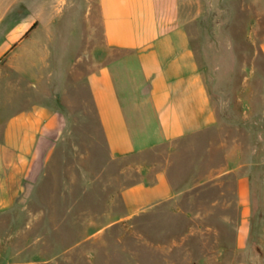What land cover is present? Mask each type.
<instances>
[{"label": "crops", "instance_id": "1", "mask_svg": "<svg viewBox=\"0 0 264 264\" xmlns=\"http://www.w3.org/2000/svg\"><path fill=\"white\" fill-rule=\"evenodd\" d=\"M231 2L223 10L231 11ZM214 5L200 0L198 9L210 12ZM238 5L253 11L249 36L264 55V34L256 30L263 0ZM188 26L183 0H0V215L34 223L46 212L58 219L48 222V234L67 233L72 224L91 235L118 224L129 231L141 223L144 232L165 225L181 235L172 239L181 247L188 236L216 232L199 224L215 216L216 203L217 216L229 218L224 197L206 192L228 185L224 176L237 170L235 247L247 252L251 183L242 164L233 163V149L223 142L209 147L208 160L218 150L226 164L201 176H177L182 145L195 146L220 123L207 81L210 65L200 63ZM202 48L209 57L207 45ZM86 137L100 138L110 160L127 163L130 174L110 198L123 209L106 222L101 209L93 214L86 206L100 201L87 193L93 187L87 151L77 144ZM71 169L82 176L72 179ZM61 247L56 256L64 259L71 247ZM229 247L222 240L216 249L221 254Z\"/></svg>", "mask_w": 264, "mask_h": 264}, {"label": "rangeland", "instance_id": "2", "mask_svg": "<svg viewBox=\"0 0 264 264\" xmlns=\"http://www.w3.org/2000/svg\"><path fill=\"white\" fill-rule=\"evenodd\" d=\"M239 1L232 0L235 5H231L230 11L223 10L225 5H222L228 0H214L218 5L209 12L206 7L202 11L198 9L200 0H183L194 50L200 63L206 61L210 65L207 81L220 123L215 132L200 136L195 146L182 145L177 176H201L213 167L226 164L225 156L218 150L212 151L208 160L209 147L223 142L233 149V163L242 164L240 173L246 172L251 183L247 252L235 247L240 220L236 193L239 171L236 170L224 176L228 185L208 186L206 192L215 200L224 197V209L225 213L229 210V218L217 216L220 205L216 203L215 216L199 219L200 226L211 224L216 232L188 236L181 247L172 243V239L181 235L169 233L165 225L144 232L141 223H136L129 231L118 224L101 234L91 235L76 232L83 228L72 224L67 233L48 234V222L56 223L58 219H48L46 212L34 223L30 217L4 213L0 215V264H232L245 258L249 264H264V55L258 49V42H252L249 36L252 27L248 25V17L253 11H246L245 5H238ZM262 22L261 28L256 30L264 34V13ZM203 44L209 49V57ZM77 144L87 151L86 178L93 184L87 193L100 200L87 202V209H92L93 214L96 208L101 209L106 222L109 214L123 209L121 202L112 203L110 198L125 184V177L130 176L125 172L127 163L110 160L100 138L97 141L81 138ZM79 158L81 155L72 161ZM155 158L159 160L162 155ZM196 166H199L198 172ZM69 172L72 179L82 176L73 169ZM133 178L137 180L138 175L134 173ZM76 190L77 187L72 186V193ZM74 221L76 219L72 223ZM218 230L221 233H217ZM222 240L230 247L219 254L216 248ZM59 246L71 247L64 259L56 256L62 252V247L57 249ZM212 246L214 251L210 249Z\"/></svg>", "mask_w": 264, "mask_h": 264}]
</instances>
